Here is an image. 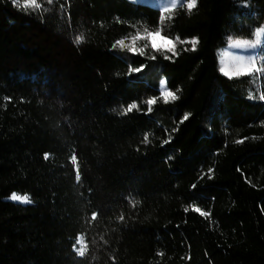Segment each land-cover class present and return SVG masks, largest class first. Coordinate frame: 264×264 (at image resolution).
Wrapping results in <instances>:
<instances>
[{
  "label": "trees",
  "instance_id": "16d2710c",
  "mask_svg": "<svg viewBox=\"0 0 264 264\" xmlns=\"http://www.w3.org/2000/svg\"><path fill=\"white\" fill-rule=\"evenodd\" d=\"M37 4L0 0V264H264V42L258 100L216 59L264 0Z\"/></svg>",
  "mask_w": 264,
  "mask_h": 264
},
{
  "label": "rangeland",
  "instance_id": "374dc122",
  "mask_svg": "<svg viewBox=\"0 0 264 264\" xmlns=\"http://www.w3.org/2000/svg\"><path fill=\"white\" fill-rule=\"evenodd\" d=\"M134 2L146 3L151 6L158 7L161 11L173 7L181 2L187 7L189 0H132ZM264 29L263 23L254 29L250 37H238V36H226L223 43L219 44L216 48V59L218 64V69L220 72L225 74V71L228 73L227 76H241L244 75L246 78L239 82L235 88L237 93L250 100L259 99V81L258 75L260 74L262 68L260 65L261 56L259 54L260 45L264 42V32L261 33L259 38V43H256L257 31ZM156 33V32H155ZM161 36V35H160ZM163 37V36H161ZM157 37L155 39L156 46L173 49L175 40L163 37ZM165 41H172V44H167ZM236 42L241 44L247 42L254 44L253 47H238L235 46ZM225 71H221V69ZM226 75V74H225ZM159 88L161 93L164 91H169L165 84L164 77L160 78ZM21 202V201H19ZM24 203V202H22Z\"/></svg>",
  "mask_w": 264,
  "mask_h": 264
},
{
  "label": "snow or ice",
  "instance_id": "6c2138e0",
  "mask_svg": "<svg viewBox=\"0 0 264 264\" xmlns=\"http://www.w3.org/2000/svg\"><path fill=\"white\" fill-rule=\"evenodd\" d=\"M13 2H14V4L17 7H21V6H23L25 8H28V7L38 8L39 7V5L37 4V0H23V5H21V0H13ZM195 3H196V0H189V2L187 3V8H188L189 11H191V9L195 7ZM173 7H175V4L173 5ZM165 11H168V9H165ZM262 32H264V29H261V30L257 31V33H256V37H257L256 43H259V38H260ZM157 37H160L161 39H164L163 37L160 36L159 32H156V33H148V32H146V34H144V35H141L140 33H137V35L132 38L131 46L125 44V41H123V40L117 41V45L120 46V47H128L130 51H137V49L134 46L136 40L147 39V40H149L152 43V47L155 49L157 47L156 43H155V39ZM165 42L167 44H172V41H165ZM197 42L198 41H196V40H192L191 41L193 49H195V45H196ZM235 46H238V47H253L254 44L247 43V42L241 44L240 42H236ZM171 50L172 49L169 48V51H171ZM140 51H143V50L141 49ZM135 71H139V69H135ZM221 71H225V70L222 68ZM225 74L227 75L228 73L225 71ZM163 98L165 99V102H167L169 99H171V100L177 99L175 94L172 93V92H169V91H164L163 92ZM261 98L264 99V97H261ZM155 102L156 101L154 99L147 101V103L149 105L154 104ZM136 107H137V105L135 103H133L127 109H125V111L126 112H130ZM187 118H188L187 115H185L184 119H187ZM145 138L147 139V137H145ZM45 159H47V155L45 156ZM72 162H73V164L76 163L75 156L72 157ZM76 179H77V181H79V175L78 174L76 176ZM10 198L12 200H14V201H21V202H24V203L30 202L29 201V197L27 195L20 196V195H17L15 193H13ZM196 211H200V210L196 209ZM201 215H207V213L201 212ZM93 218H95V216H93ZM78 243H81V245H83V241L82 240L78 241ZM84 252H85V248L82 246L79 249V254L82 256V255H84Z\"/></svg>",
  "mask_w": 264,
  "mask_h": 264
},
{
  "label": "water",
  "instance_id": "95a60500",
  "mask_svg": "<svg viewBox=\"0 0 264 264\" xmlns=\"http://www.w3.org/2000/svg\"><path fill=\"white\" fill-rule=\"evenodd\" d=\"M7 200H10V201H13V202H17V203H22V202L11 200L9 197L7 198Z\"/></svg>",
  "mask_w": 264,
  "mask_h": 264
},
{
  "label": "bare ground",
  "instance_id": "6f19581e",
  "mask_svg": "<svg viewBox=\"0 0 264 264\" xmlns=\"http://www.w3.org/2000/svg\"><path fill=\"white\" fill-rule=\"evenodd\" d=\"M10 197H11V196H10ZM10 197H9V198H10ZM10 199H11V198H10ZM11 200H12V199H11ZM18 202H19V201H18Z\"/></svg>",
  "mask_w": 264,
  "mask_h": 264
}]
</instances>
